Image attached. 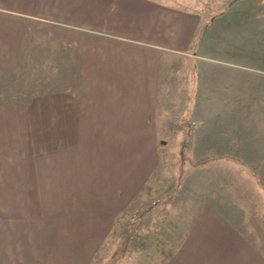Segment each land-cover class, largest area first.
<instances>
[{
  "label": "crops",
  "instance_id": "1",
  "mask_svg": "<svg viewBox=\"0 0 264 264\" xmlns=\"http://www.w3.org/2000/svg\"><path fill=\"white\" fill-rule=\"evenodd\" d=\"M204 12L163 0H0V75L35 59L47 34L67 74L30 101H0V264H91L154 173L159 145L183 135L193 157L216 161V62L188 52L216 49V15ZM203 203L169 263L264 264L245 231Z\"/></svg>",
  "mask_w": 264,
  "mask_h": 264
},
{
  "label": "rangeland",
  "instance_id": "2",
  "mask_svg": "<svg viewBox=\"0 0 264 264\" xmlns=\"http://www.w3.org/2000/svg\"><path fill=\"white\" fill-rule=\"evenodd\" d=\"M163 1L216 15V49H199L198 42L188 49L205 57L199 64L216 62V161L193 157L189 139L180 144L183 135L159 145L154 173L91 264H171L203 202L216 203L264 254V0ZM37 40L42 47L34 50L35 59L24 55L13 72L0 75V101H30L63 83L54 80L67 76L52 65L55 38L47 34ZM189 80L192 108L193 72ZM9 116L20 119L18 113ZM30 117L37 119L36 114ZM190 121L183 117L184 123Z\"/></svg>",
  "mask_w": 264,
  "mask_h": 264
}]
</instances>
